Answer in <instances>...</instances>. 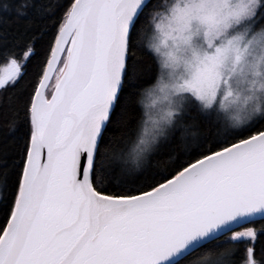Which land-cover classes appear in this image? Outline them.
Instances as JSON below:
<instances>
[{"label": "snow or ice", "instance_id": "snow-or-ice-1", "mask_svg": "<svg viewBox=\"0 0 264 264\" xmlns=\"http://www.w3.org/2000/svg\"><path fill=\"white\" fill-rule=\"evenodd\" d=\"M261 238L264 0H0V264H264Z\"/></svg>", "mask_w": 264, "mask_h": 264}, {"label": "trees", "instance_id": "trees-1", "mask_svg": "<svg viewBox=\"0 0 264 264\" xmlns=\"http://www.w3.org/2000/svg\"><path fill=\"white\" fill-rule=\"evenodd\" d=\"M140 68L145 73V75L149 74V62L148 61H144L140 65ZM257 227H259V225H257ZM262 244H264V238H261L260 240L257 241V251L258 252Z\"/></svg>", "mask_w": 264, "mask_h": 264}, {"label": "clouds", "instance_id": "clouds-1", "mask_svg": "<svg viewBox=\"0 0 264 264\" xmlns=\"http://www.w3.org/2000/svg\"><path fill=\"white\" fill-rule=\"evenodd\" d=\"M226 114L231 116V115H235L236 113L234 109H229Z\"/></svg>", "mask_w": 264, "mask_h": 264}]
</instances>
